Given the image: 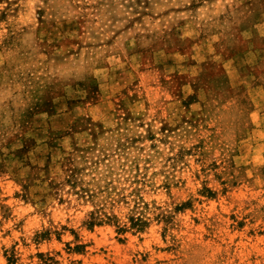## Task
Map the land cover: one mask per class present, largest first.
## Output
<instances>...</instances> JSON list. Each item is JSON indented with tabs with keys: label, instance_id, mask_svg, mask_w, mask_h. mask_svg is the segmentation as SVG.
<instances>
[{
	"label": "rangeland",
	"instance_id": "obj_1",
	"mask_svg": "<svg viewBox=\"0 0 264 264\" xmlns=\"http://www.w3.org/2000/svg\"><path fill=\"white\" fill-rule=\"evenodd\" d=\"M264 264V0H0V264Z\"/></svg>",
	"mask_w": 264,
	"mask_h": 264
},
{
	"label": "trees",
	"instance_id": "obj_2",
	"mask_svg": "<svg viewBox=\"0 0 264 264\" xmlns=\"http://www.w3.org/2000/svg\"><path fill=\"white\" fill-rule=\"evenodd\" d=\"M39 257H40L39 264H58V262H56L54 257L51 256L50 254L41 253ZM10 264H17V259L14 255L10 257Z\"/></svg>",
	"mask_w": 264,
	"mask_h": 264
}]
</instances>
